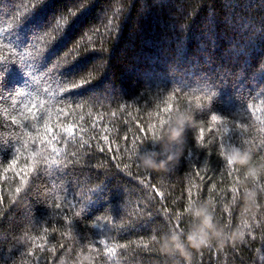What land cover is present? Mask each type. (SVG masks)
Returning a JSON list of instances; mask_svg holds the SVG:
<instances>
[{
    "label": "trees",
    "instance_id": "obj_1",
    "mask_svg": "<svg viewBox=\"0 0 264 264\" xmlns=\"http://www.w3.org/2000/svg\"><path fill=\"white\" fill-rule=\"evenodd\" d=\"M0 264H264V0H0Z\"/></svg>",
    "mask_w": 264,
    "mask_h": 264
},
{
    "label": "snow or ice",
    "instance_id": "obj_2",
    "mask_svg": "<svg viewBox=\"0 0 264 264\" xmlns=\"http://www.w3.org/2000/svg\"><path fill=\"white\" fill-rule=\"evenodd\" d=\"M61 22H62V18H61V20L57 21V23H56V28L53 29V32H57V31L61 28ZM51 38H52V33H47V34H45V35L42 37L43 40H50ZM211 119H212L213 121H215V120L218 119V117H217L216 115H213V116L211 117ZM109 251H111V249H109Z\"/></svg>",
    "mask_w": 264,
    "mask_h": 264
},
{
    "label": "clouds",
    "instance_id": "obj_3",
    "mask_svg": "<svg viewBox=\"0 0 264 264\" xmlns=\"http://www.w3.org/2000/svg\"><path fill=\"white\" fill-rule=\"evenodd\" d=\"M179 136H180V132L179 131H176L175 132V134L172 136V139H178L179 138ZM145 163L146 164H152V162L151 161H145ZM154 167H155V165H153ZM161 167L163 166V165H160Z\"/></svg>",
    "mask_w": 264,
    "mask_h": 264
}]
</instances>
